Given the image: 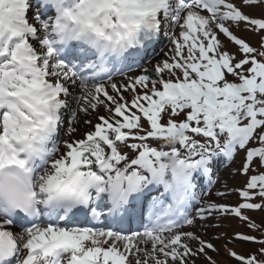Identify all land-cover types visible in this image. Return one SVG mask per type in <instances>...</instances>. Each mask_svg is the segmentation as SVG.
<instances>
[{
  "label": "snow or ice",
  "instance_id": "6c2138e0",
  "mask_svg": "<svg viewBox=\"0 0 264 264\" xmlns=\"http://www.w3.org/2000/svg\"><path fill=\"white\" fill-rule=\"evenodd\" d=\"M240 26L264 32V0H0V264H189L218 249L185 226L264 208V36ZM161 34L165 58L117 81ZM237 150L241 202L190 214L197 175Z\"/></svg>",
  "mask_w": 264,
  "mask_h": 264
},
{
  "label": "rangeland",
  "instance_id": "374dc122",
  "mask_svg": "<svg viewBox=\"0 0 264 264\" xmlns=\"http://www.w3.org/2000/svg\"><path fill=\"white\" fill-rule=\"evenodd\" d=\"M246 11L252 13L254 16H258L260 13V9L258 7L249 8L246 9ZM233 28L238 31V36L246 39V41L249 42L252 47L260 48V38L261 36H264V32L257 33L253 31H247L244 30L243 26H240L239 29L236 27ZM220 39L226 50L229 52L236 50L237 46L231 43L222 34L220 35ZM164 58L165 55H163V59ZM145 68L146 66L144 63H142L137 68V70H142ZM137 74H139V72L132 73L131 75ZM81 117V120L85 118L83 113H81ZM74 123H76V121H74ZM221 139L223 140V137ZM160 143H163V141H160ZM243 155L244 153L242 151L237 150L234 159L228 160V162H223L222 169L216 173L213 185L206 192L199 195L198 201L196 202L197 204L195 203L194 207L191 208L190 214H195V210L201 207L202 201L226 203L231 205L241 202L237 189L244 186L246 178L243 175H240L236 169L239 167ZM256 171L258 172L259 169ZM221 193H223V195H220ZM252 202L259 203L260 199L257 197ZM244 215L249 217V220L242 221L234 215L226 216L222 213H213L212 216L207 220H200L197 218L194 225L190 227L185 226V231L196 232L205 240L213 243L216 249H218V251L207 249L206 255H197L194 264H212V261H215L216 264H237V261L229 256V250L236 252L238 255L247 256L250 254H256L257 259H262L263 256H261L259 250L264 247V244L238 240L234 239V237L236 233H240L244 235L255 236L258 240L264 239V208L254 212L244 211ZM249 222L255 223L259 225V227L250 228ZM201 225H205V227H201ZM193 245L198 247L195 242H193ZM208 257H211L212 260L210 261ZM189 264H193V261L190 260Z\"/></svg>",
  "mask_w": 264,
  "mask_h": 264
},
{
  "label": "bare ground",
  "instance_id": "6f19581e",
  "mask_svg": "<svg viewBox=\"0 0 264 264\" xmlns=\"http://www.w3.org/2000/svg\"><path fill=\"white\" fill-rule=\"evenodd\" d=\"M35 3L38 4L39 1H36ZM42 11L48 12L49 9H42ZM50 11H54V10H50ZM232 30H233L234 34L238 33V31H236V29L233 28ZM176 31L178 32L179 29L177 28ZM163 36L164 35L162 34V37ZM161 41H162V44H161L160 48L157 51H155L153 55H151V56H149L147 58L146 68L151 69L152 65H154L157 61L163 60V55H165V53L168 52L169 47H170L168 38L166 36H164V38H161ZM140 71L141 70H136V71H134L132 73H138L139 72V74H140ZM132 73L127 74V76H132L131 75ZM114 78L117 81H120V80H122L124 78V76H122V77L114 76ZM75 92L79 93V90L77 89V90H75ZM75 108H76V106L73 107V111L75 110ZM103 111H104V109L101 108L100 112L103 113ZM80 118H82L81 117V113L79 114V121L80 122H79V126H78V132H83L84 131V127H85L83 125V120L87 119V118H91V116L85 117L83 120H81ZM67 130H68V124L65 127L62 126L61 132L59 133V135L60 136H64L67 133ZM193 260L196 261V257L191 259V261H193Z\"/></svg>",
  "mask_w": 264,
  "mask_h": 264
},
{
  "label": "trees",
  "instance_id": "16d2710c",
  "mask_svg": "<svg viewBox=\"0 0 264 264\" xmlns=\"http://www.w3.org/2000/svg\"><path fill=\"white\" fill-rule=\"evenodd\" d=\"M255 143V142H254ZM254 211H256V210H247V212H254ZM263 258H264V256H263Z\"/></svg>",
  "mask_w": 264,
  "mask_h": 264
}]
</instances>
